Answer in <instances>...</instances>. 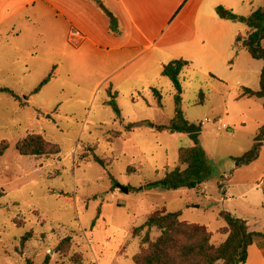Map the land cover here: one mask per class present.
Here are the masks:
<instances>
[{"label":"rangeland","instance_id":"1","mask_svg":"<svg viewBox=\"0 0 264 264\" xmlns=\"http://www.w3.org/2000/svg\"><path fill=\"white\" fill-rule=\"evenodd\" d=\"M28 1L0 0V88L21 99L0 93V142L8 144L0 157V264H42L46 256L48 264H134L146 245L145 230L138 236L133 230L162 209L207 227L215 246L226 238L219 233L226 226L221 213L264 233V144L252 163L235 165L264 126L259 99L241 98L209 76L184 70L180 109L200 129L210 177L194 190L150 189L178 166V149L192 145L183 134L153 129L167 126L176 111L177 92L160 76L168 58L151 51L143 67L131 62L133 53L104 51L89 41L75 47L62 18ZM255 4L254 10L264 0ZM152 89L160 92L161 106ZM138 122L145 124L126 131ZM28 134L41 135L59 153L20 155L15 145ZM28 232L33 238L22 245ZM158 236L152 229L150 240ZM66 237L70 249L61 256L55 248ZM254 239L244 264H264V236Z\"/></svg>","mask_w":264,"mask_h":264},{"label":"crops","instance_id":"2","mask_svg":"<svg viewBox=\"0 0 264 264\" xmlns=\"http://www.w3.org/2000/svg\"><path fill=\"white\" fill-rule=\"evenodd\" d=\"M98 1L116 18L119 34L110 32L109 20L95 0H29L26 6L39 2L42 8L47 7L62 18L68 41L75 47L89 41L104 51L133 53L131 62L143 67L146 66L145 55L155 51L156 56L168 58L166 63L179 59L187 61L186 69L209 76L235 90L241 98L243 88L260 89L264 62L253 59L245 49L236 53L233 50L235 38L244 36L248 29L242 33L236 22L216 14V8L222 7L237 16L247 17L255 11L254 6H258L256 0ZM239 10L247 15L237 13ZM260 46L264 49V40ZM259 100L264 104V100ZM203 188L206 191L205 185Z\"/></svg>","mask_w":264,"mask_h":264},{"label":"trees","instance_id":"3","mask_svg":"<svg viewBox=\"0 0 264 264\" xmlns=\"http://www.w3.org/2000/svg\"><path fill=\"white\" fill-rule=\"evenodd\" d=\"M101 11L109 20V30L113 34H119L118 23L116 18L98 1ZM218 17L230 20L232 22L244 24L248 32L244 36H237L233 43L235 53L239 48L245 49L249 55L256 60H264V49L261 48L260 42L264 40V6L255 10L247 17H240L231 11H226L222 7L216 8ZM189 66L185 60H172L162 66L160 76L170 80L177 92L175 96L176 111L174 118L167 126H154L157 132H168L170 134H185V129L189 122L185 120L180 109V95L182 92L179 77L181 73ZM48 78L39 86L42 87ZM260 89L252 91L243 88L242 97L258 98L264 100V67H262L259 78ZM39 88L35 90L38 92ZM153 94L161 106V94L158 90L152 89ZM0 93L12 96L15 100L20 101L19 96L14 94L7 88H0ZM24 105L23 103H21ZM110 105L117 117L119 110L114 103ZM264 107V104H262ZM144 122L128 124L126 131L143 126ZM114 138L119 137L120 133L115 132ZM192 141L191 147H182L178 149V166L168 170L163 179L147 185L148 188H161L169 190L197 189L201 184L207 182L210 177L209 164L206 153L198 141V134L187 135ZM264 126L259 129L258 134L254 138V143L250 150L242 156L235 159L236 167L249 165L259 155V150L264 144ZM8 149L5 141L0 142V157L3 156ZM16 151L26 157H51L59 153L57 145L46 141L41 135L28 134L15 145ZM93 161L104 166V161L98 156L93 155ZM4 196V192L0 190V197ZM181 213H169L162 210H154L146 217L143 225L133 230V235L145 230L142 239L143 245L139 253L133 256L134 264H244L248 257V248L253 244L256 236H264V233H254L247 229L245 222L240 219L233 218L228 213H221V217L225 220L226 226L219 230L224 235L225 240L215 246L211 243L212 233L207 227L199 224H192L180 220ZM156 229L159 236L155 240H150V232ZM33 238L31 232L26 233L21 238V244ZM71 238L66 237L60 241L55 248L56 253L61 256L66 255L70 249ZM78 258H76L77 260ZM49 256H46L42 264H48ZM80 261V259H78Z\"/></svg>","mask_w":264,"mask_h":264},{"label":"water","instance_id":"4","mask_svg":"<svg viewBox=\"0 0 264 264\" xmlns=\"http://www.w3.org/2000/svg\"><path fill=\"white\" fill-rule=\"evenodd\" d=\"M200 131L199 128L195 127L194 125H188L187 128L185 129V135H191V134H195L198 133ZM123 192L127 193L128 190L127 189H122Z\"/></svg>","mask_w":264,"mask_h":264},{"label":"built area","instance_id":"5","mask_svg":"<svg viewBox=\"0 0 264 264\" xmlns=\"http://www.w3.org/2000/svg\"><path fill=\"white\" fill-rule=\"evenodd\" d=\"M72 37H75V34L74 33H72ZM222 190H224V188H222L221 191ZM204 191H205V188H202V192H204Z\"/></svg>","mask_w":264,"mask_h":264}]
</instances>
